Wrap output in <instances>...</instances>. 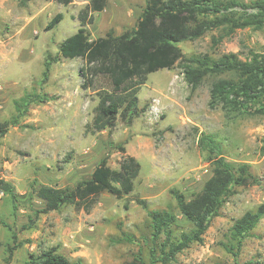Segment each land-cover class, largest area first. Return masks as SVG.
Segmentation results:
<instances>
[{
  "label": "rangeland",
  "instance_id": "1",
  "mask_svg": "<svg viewBox=\"0 0 264 264\" xmlns=\"http://www.w3.org/2000/svg\"><path fill=\"white\" fill-rule=\"evenodd\" d=\"M89 1L65 5L57 0H0V122L19 114L15 102L25 94L50 99L31 103L20 123L11 124L0 141V178L15 185L21 201L14 212L9 199L0 194V264H5L3 243L9 238L5 223L23 242L11 264H25L32 253L47 247H56L78 264H123L136 255L151 264L145 240L150 231L149 210L171 211L178 217L179 230L192 228L172 191L192 198L212 176L209 157L214 153L200 145L205 134L218 141L228 161L250 163L255 179L237 188L211 221L202 243L192 244L168 264H264V218L238 256L224 247L234 221L264 203V116L227 120L221 108L209 107L211 79L192 91L182 66L177 65L148 76L138 93V106L144 110L131 125L119 117L115 127L93 132L89 125L100 92L82 88V58L57 57L59 45L81 27L78 14ZM146 2L107 0L104 10L96 12L88 25L91 38L132 30ZM58 13L63 14L62 21L46 30ZM219 34L210 31L179 46L187 55L217 57L234 51L245 58L249 50L264 52V28L238 29L215 44L213 37ZM51 57L57 60L51 62L44 79L45 63ZM96 87L107 88L108 84L100 79ZM154 98L160 100V114L150 116ZM121 146L142 165L133 192L122 198L102 192L90 210L64 205L56 211L39 212L44 201L32 185L74 186L88 179L103 157L110 168H118L124 155ZM138 199H145L148 209ZM127 235L134 240L118 242Z\"/></svg>",
  "mask_w": 264,
  "mask_h": 264
},
{
  "label": "trees",
  "instance_id": "2",
  "mask_svg": "<svg viewBox=\"0 0 264 264\" xmlns=\"http://www.w3.org/2000/svg\"><path fill=\"white\" fill-rule=\"evenodd\" d=\"M57 1L68 5L75 0ZM106 4L107 0L89 1L78 14L81 27L59 45L57 56L82 58V88L100 92V101L94 108L89 125L93 132L115 127L119 117L131 125L144 110L138 106V93L148 76L177 65L182 66L184 78L192 91L197 90L206 79H211L209 107L221 108L227 120L233 121L244 115L264 116V52L249 50L245 58L234 51L217 57L210 53L187 55L179 46L181 42L197 40L210 31L220 32L213 37L214 43L219 44L238 29L264 28V0H147L132 30L92 39L88 25L94 22L95 13L104 10ZM62 19V13L55 15L46 30L56 27ZM56 60L51 57L46 61L44 79L49 76L51 62ZM100 79L106 81L107 88L96 87ZM47 100H50L47 95L35 93L25 94L16 100L19 114L10 121L0 122V141L9 132L11 124L20 123V116L26 113L31 103ZM200 145L203 150L210 149L214 153L209 157L213 160L212 176L192 198L178 190L172 191L180 213L192 224V228L179 230L178 217L171 211L149 210L150 231L145 240L149 243L151 264H168L192 244L202 243L211 221L220 215V210L237 188L255 179L251 164L228 161L213 136L203 135ZM120 150L124 155L118 168H110L107 158L103 157L90 177L74 186L32 185L33 192L44 201V207L39 212L56 211L64 205L90 210L96 196L102 192H109L118 198L133 192L142 165L135 156L125 154L124 146ZM0 194L9 199L12 211L19 209L20 195L11 181L0 178ZM138 203L148 209L145 199H138ZM263 218L264 203L237 218L226 236L225 249L238 256L245 240L252 236ZM4 225L9 234L8 240L3 243L4 262L11 264L15 250L23 242L18 241L16 232L9 224ZM133 240L132 235H127L118 242ZM25 264L78 263L58 252L56 247H47L32 253ZM123 264L149 263L143 256L136 255Z\"/></svg>",
  "mask_w": 264,
  "mask_h": 264
},
{
  "label": "built area",
  "instance_id": "3",
  "mask_svg": "<svg viewBox=\"0 0 264 264\" xmlns=\"http://www.w3.org/2000/svg\"><path fill=\"white\" fill-rule=\"evenodd\" d=\"M159 105H160V100L154 98V99H153V102H152L151 105H150V108L148 109V114H149L150 116H156V115H159V114H160V108H159Z\"/></svg>",
  "mask_w": 264,
  "mask_h": 264
},
{
  "label": "crops",
  "instance_id": "4",
  "mask_svg": "<svg viewBox=\"0 0 264 264\" xmlns=\"http://www.w3.org/2000/svg\"><path fill=\"white\" fill-rule=\"evenodd\" d=\"M130 153V152H129ZM129 155H131V154H129Z\"/></svg>",
  "mask_w": 264,
  "mask_h": 264
}]
</instances>
